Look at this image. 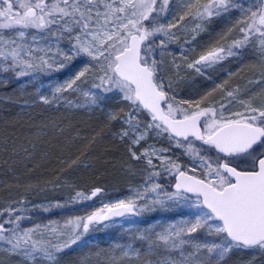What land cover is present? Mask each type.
<instances>
[{
    "label": "snow or ice",
    "instance_id": "obj_1",
    "mask_svg": "<svg viewBox=\"0 0 264 264\" xmlns=\"http://www.w3.org/2000/svg\"><path fill=\"white\" fill-rule=\"evenodd\" d=\"M13 84L0 264H264V0H0Z\"/></svg>",
    "mask_w": 264,
    "mask_h": 264
},
{
    "label": "rangeland",
    "instance_id": "obj_2",
    "mask_svg": "<svg viewBox=\"0 0 264 264\" xmlns=\"http://www.w3.org/2000/svg\"><path fill=\"white\" fill-rule=\"evenodd\" d=\"M12 88H18V84H13L11 85ZM29 91H32V89H29ZM4 183H8V182H4ZM2 183V184H4ZM119 186V190L122 191L124 189V187L126 185H124L123 183H121L120 179L119 178H115L113 180H111L107 186H108V189H109V192L112 193L113 195H119V191L117 190V187L116 186ZM1 195V194H0ZM29 199H36L35 195H30L29 196ZM36 215H40L39 213H36ZM58 215V214H57ZM156 218H160L161 217V214L160 213H155L153 214ZM165 216H172L173 214L169 213V214H164ZM109 235V233H104V232H99V233H96V236L97 238L103 242L106 240L107 236ZM110 235L112 236H115L116 233L115 232H112L110 233Z\"/></svg>",
    "mask_w": 264,
    "mask_h": 264
},
{
    "label": "trees",
    "instance_id": "obj_3",
    "mask_svg": "<svg viewBox=\"0 0 264 264\" xmlns=\"http://www.w3.org/2000/svg\"><path fill=\"white\" fill-rule=\"evenodd\" d=\"M12 86L10 85L8 88H4V87H0V93H5V92H11L12 91ZM29 91V90H28ZM19 95V93H17ZM6 107L8 108L9 112L11 114H15L16 112L19 111V108L16 107V106H13V105H6ZM8 113H5V112H2L0 111V116H5L7 115ZM37 175H39V173H37ZM35 178V177H34ZM114 178H111V177H107L105 179V181H103L104 183L108 184L111 180H113ZM4 182H8V183H14V180H13V177L10 176V175H6L2 172H0V184L4 183ZM5 184V183H4ZM15 189L13 190V192L15 193ZM20 193H23V189H20L19 190ZM1 194V192H0ZM2 195V194H1ZM259 261H260V257L257 256L256 257V264H259Z\"/></svg>",
    "mask_w": 264,
    "mask_h": 264
},
{
    "label": "bare ground",
    "instance_id": "obj_4",
    "mask_svg": "<svg viewBox=\"0 0 264 264\" xmlns=\"http://www.w3.org/2000/svg\"><path fill=\"white\" fill-rule=\"evenodd\" d=\"M13 106H16V105H13ZM16 107H17V106H16ZM4 191H5V189H4V184H0V192H1V194H3Z\"/></svg>",
    "mask_w": 264,
    "mask_h": 264
}]
</instances>
